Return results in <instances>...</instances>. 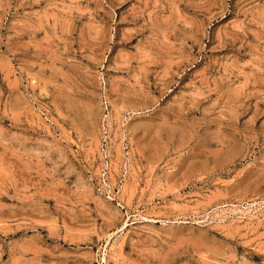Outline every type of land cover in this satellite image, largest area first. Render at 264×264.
I'll return each mask as SVG.
<instances>
[{
	"label": "rangeland",
	"instance_id": "rangeland-1",
	"mask_svg": "<svg viewBox=\"0 0 264 264\" xmlns=\"http://www.w3.org/2000/svg\"><path fill=\"white\" fill-rule=\"evenodd\" d=\"M0 264H264V0H0Z\"/></svg>",
	"mask_w": 264,
	"mask_h": 264
}]
</instances>
